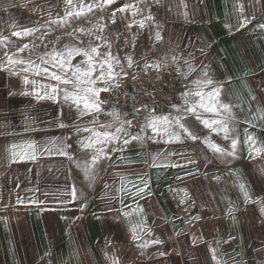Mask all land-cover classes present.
<instances>
[{
  "label": "crops",
  "instance_id": "crops-1",
  "mask_svg": "<svg viewBox=\"0 0 264 264\" xmlns=\"http://www.w3.org/2000/svg\"><path fill=\"white\" fill-rule=\"evenodd\" d=\"M81 2L92 10L65 21V0H0V64L6 65L5 53L41 64L53 49L92 45L119 60L120 78L147 57L118 48L114 33H99V0H74L77 9ZM155 4L156 56L158 50L169 55L165 64L182 95L211 79L204 91L221 88L219 99L231 106V116L199 110L197 119L183 110V97L179 116L198 139L181 133V142L165 143L146 125L153 116L178 115H151L134 133L124 130L118 141L97 145L104 152L92 165L97 152L82 147L91 136L84 129L115 134L117 117L109 113L118 112L102 103L99 113L82 114L62 91L57 100L25 95L34 87L43 95L39 85L57 82L21 71L24 65L0 69V264H264V152L250 153L246 143L250 135L255 147L264 146V0ZM84 26L90 28H75ZM27 29L34 31L12 35ZM25 77L37 85H25ZM203 119L225 120L229 138ZM205 139L226 152L238 139L235 158L212 151ZM31 142L36 159L13 161L12 145Z\"/></svg>",
  "mask_w": 264,
  "mask_h": 264
},
{
  "label": "snow or ice",
  "instance_id": "snow-or-ice-1",
  "mask_svg": "<svg viewBox=\"0 0 264 264\" xmlns=\"http://www.w3.org/2000/svg\"><path fill=\"white\" fill-rule=\"evenodd\" d=\"M65 3L69 5V10L65 13V21L67 18L72 16H81L85 13V8L87 11L92 10V5L85 6L82 2L80 3L78 9L77 5L74 3V0H65ZM104 3L111 4L113 0H104ZM129 7V5L122 6L117 9V11L124 12ZM135 15V12H133ZM115 16V12L113 13ZM65 21H54V23H63ZM115 22V20H113ZM141 27L143 26V21L140 22ZM130 26V25H129ZM264 27V25H261ZM33 29H27L24 32L13 31L12 35L16 37H21L23 35H31ZM80 32H83V29H79ZM99 38V37H98ZM157 39H160L159 33H157ZM28 45H24V48L19 49V51H24ZM7 56L6 65L0 64V69H4L6 66H11V70L15 72L16 65H24L20 70L23 72H31L36 76H45V78L54 80L57 82V85H39L40 88L45 89L43 95H41L40 91L33 88L32 93L25 92V95L33 94L38 99H52L57 100L58 94L63 92V99L65 102H71V104L75 105L76 108L82 112V114H91L93 112L99 113L101 111L102 101L99 100V94L103 91H109L111 87L117 86V84H113V81L118 82V78L120 76V72L115 71L117 67H119V60L111 55V53L101 54L99 52V46L89 45L87 48H80L75 46L66 45L63 50L53 49L51 52L45 53L44 56L41 57V64H36L34 61H25L23 59L14 58L13 56ZM77 56H83L85 59L80 63L73 64L72 61ZM128 66H132V58L128 57ZM150 67V65H145V68ZM55 69V70H52ZM123 72V68L120 69ZM98 73V75H97ZM127 75V73H125ZM207 73H205V76ZM135 79V77H133ZM25 85L31 83L33 86L37 85V81L32 80L29 81L27 77L24 78ZM196 90L192 92H186L183 94L184 97V111L187 113H191L196 115L197 119H200V115L198 114L199 110L208 113L219 114L222 110L225 113H228L231 116V106L228 104L221 103L219 96L221 92V88L216 87L212 91H204L209 85L213 83L211 79H207L204 81H196ZM102 86H97V85ZM59 85H71L72 91H69L67 88L61 89L58 87ZM189 97H198L197 100H191ZM176 108L177 112L181 111V108L177 106H173ZM109 115H115L118 118V114L109 113ZM264 118V117H261ZM183 116H176L174 118H170L169 116H153L146 127H150L154 136H162L164 137L165 143H175L181 142V133L190 137L193 141L198 139L195 135H193L182 123ZM202 124L211 129L216 133H223L224 138H229L230 128L227 125V122L223 119H203ZM95 123V120L93 121ZM129 126L131 125V121L126 122ZM61 127H65V125L61 124ZM102 127H111V125ZM84 131H89L91 136L88 138L87 142L81 141L82 147L85 148H96L97 145H106L112 142H116L120 139L119 133L124 132L123 126L116 128L115 134L109 131H97L95 129H84ZM132 139L139 140L141 137L133 136ZM130 141L128 139H124V143L127 144ZM207 146L214 152L219 153L221 155L231 156L235 158L236 149L238 145V139H232L231 149L232 151L226 152L224 149L216 145L215 143L205 139L203 141ZM246 143H249L250 153L251 151L264 152V146L255 147V139L254 137L248 135L246 139ZM97 155H93L92 157V165L97 162L98 155L104 152V148H96ZM62 155H67V153L61 151ZM37 155V146L35 142L28 143L26 146H17L12 145L11 157L13 161L17 158L19 159H36ZM71 159V157H69ZM85 174L90 175V169H85ZM241 190L244 192L245 199L248 200L250 197L245 189L243 184L240 185ZM139 191H143V189H139ZM73 197H75V189L72 192ZM142 211V210H141ZM125 215H130V213H125ZM140 227L139 224L132 226V232L134 234L137 228ZM154 243H159V241H154ZM215 258V257H214Z\"/></svg>",
  "mask_w": 264,
  "mask_h": 264
},
{
  "label": "rangeland",
  "instance_id": "rangeland-1",
  "mask_svg": "<svg viewBox=\"0 0 264 264\" xmlns=\"http://www.w3.org/2000/svg\"><path fill=\"white\" fill-rule=\"evenodd\" d=\"M155 2L156 0H113V3L106 4L104 3V0H99L96 4L101 5L99 33L106 35L114 33L117 40V47H122V49L125 48L126 50L128 49L129 52L136 54L137 56H139L140 52L144 54L146 51V53H148L145 59L137 61L138 64L133 66L132 70L136 67H144L146 64L150 65V67H148L150 69L169 67L166 66L165 63L170 60V57L165 51L161 53V51L158 50V58L156 56V49L158 48L157 27L154 24V13L151 9V5H157ZM125 5L131 7L124 12L117 11V9ZM114 12L115 16H113ZM133 12H135V15H133ZM113 20H115V22H113ZM141 21H143L142 27L140 24ZM75 28L85 30L90 27L84 26ZM80 43H78V45ZM133 61H135V59ZM110 108L113 109V111L116 110L113 107H109V109ZM116 111L118 112L119 117L111 124L118 127L123 126L124 130L130 133L137 131V129L141 125H144L146 120L151 116L149 115L146 119L126 120L122 118L120 111ZM127 121H131L130 126L126 123Z\"/></svg>",
  "mask_w": 264,
  "mask_h": 264
},
{
  "label": "built area",
  "instance_id": "built-area-1",
  "mask_svg": "<svg viewBox=\"0 0 264 264\" xmlns=\"http://www.w3.org/2000/svg\"><path fill=\"white\" fill-rule=\"evenodd\" d=\"M116 84L101 94L102 102L105 107L120 111L126 120L146 119L152 114H183L173 107L182 108L183 95L172 68L136 67L120 77Z\"/></svg>",
  "mask_w": 264,
  "mask_h": 264
}]
</instances>
